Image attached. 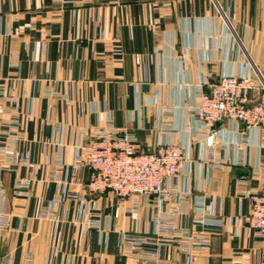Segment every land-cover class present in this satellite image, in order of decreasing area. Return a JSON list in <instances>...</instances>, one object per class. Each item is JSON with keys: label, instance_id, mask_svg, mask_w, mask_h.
<instances>
[{"label": "crops", "instance_id": "crops-1", "mask_svg": "<svg viewBox=\"0 0 264 264\" xmlns=\"http://www.w3.org/2000/svg\"><path fill=\"white\" fill-rule=\"evenodd\" d=\"M248 67L264 76V0H0V148L11 143L14 157L0 181L8 221L0 257L10 264H146L119 240L131 231L155 239L149 204L131 213L112 193L89 194L88 169L74 170L101 131L119 129L146 153L159 141L188 147L190 180L180 185L190 195L175 225L210 237L195 264H264V242L248 224V195L264 190V137L244 143L240 123L224 124L214 147L223 166L212 169L201 159L205 135L189 111L204 80ZM162 107L172 108L164 121ZM18 178L32 181L23 197L13 194ZM72 192L85 197L87 212ZM196 196L216 201L225 227L203 225L209 214L194 205ZM158 254L186 264L176 245Z\"/></svg>", "mask_w": 264, "mask_h": 264}, {"label": "built area", "instance_id": "built-area-1", "mask_svg": "<svg viewBox=\"0 0 264 264\" xmlns=\"http://www.w3.org/2000/svg\"><path fill=\"white\" fill-rule=\"evenodd\" d=\"M197 96V103L190 104L189 111L197 123L199 131L205 135V156L212 169H221L222 161L215 156L216 138L225 134L224 124L240 123L243 127L240 139L244 143H256L264 137V76L252 67L248 71L235 76L223 74L216 81L204 80ZM3 91L0 89V96ZM1 108V102H0ZM172 108L160 109L161 121L166 119L165 113ZM13 139V138H12ZM0 148V181L4 171L13 165L12 144ZM188 147L173 142L159 141L152 153H144L136 138L125 130L110 129L101 131L80 154L74 164L77 168L89 171L87 190L89 194L104 196L112 193L120 204L127 207L131 213H137L143 201L152 208L154 232L141 235L134 231L123 233L120 237V247L124 250L137 251V261L146 264H173L170 260L159 258L158 251L163 246L176 245L184 255L186 264H195L198 256L208 251L211 239L204 231L180 229L175 225V219L183 209V201L190 195L189 187L180 185L181 179L189 183L191 159ZM25 165L33 169L29 158L23 159ZM75 174L72 176L74 181ZM246 177H242L244 183ZM31 179L15 180L13 194L23 197L28 194ZM0 184V196L4 194ZM170 197H174L170 208L166 205ZM69 198L79 200L82 210L87 212V200L72 192ZM250 211L248 224L255 231L259 243L264 242V190L258 194H249ZM194 205L202 213L209 216L202 220L205 226L225 227L216 201L206 205L202 198L196 196ZM91 228H99L100 220L89 221ZM8 221L0 211V228H6ZM150 246L155 247L154 249ZM0 264H10L7 258L0 257Z\"/></svg>", "mask_w": 264, "mask_h": 264}, {"label": "rangeland", "instance_id": "rangeland-1", "mask_svg": "<svg viewBox=\"0 0 264 264\" xmlns=\"http://www.w3.org/2000/svg\"><path fill=\"white\" fill-rule=\"evenodd\" d=\"M141 151H142V150H141ZM142 152L146 153L145 151H142Z\"/></svg>", "mask_w": 264, "mask_h": 264}]
</instances>
